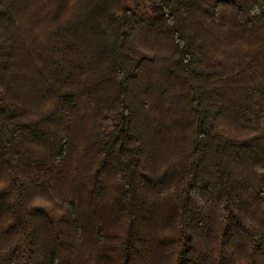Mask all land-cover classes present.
Instances as JSON below:
<instances>
[{
    "label": "trees",
    "instance_id": "16d2710c",
    "mask_svg": "<svg viewBox=\"0 0 264 264\" xmlns=\"http://www.w3.org/2000/svg\"><path fill=\"white\" fill-rule=\"evenodd\" d=\"M0 264H264V0H0Z\"/></svg>",
    "mask_w": 264,
    "mask_h": 264
},
{
    "label": "rangeland",
    "instance_id": "374dc122",
    "mask_svg": "<svg viewBox=\"0 0 264 264\" xmlns=\"http://www.w3.org/2000/svg\"><path fill=\"white\" fill-rule=\"evenodd\" d=\"M134 1L135 0H127L128 4L131 6L134 5ZM29 203V205L32 207L47 209L55 219L62 216L61 212L56 207H54L48 200L41 196L32 195Z\"/></svg>",
    "mask_w": 264,
    "mask_h": 264
}]
</instances>
